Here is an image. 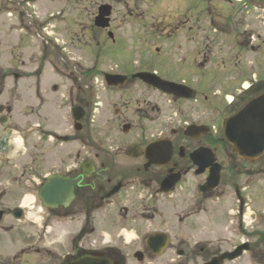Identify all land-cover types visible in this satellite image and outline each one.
Returning a JSON list of instances; mask_svg holds the SVG:
<instances>
[{
    "label": "rangeland",
    "instance_id": "1",
    "mask_svg": "<svg viewBox=\"0 0 264 264\" xmlns=\"http://www.w3.org/2000/svg\"><path fill=\"white\" fill-rule=\"evenodd\" d=\"M110 1L112 0H0V50L3 68L6 71L24 73V81L19 83L21 101L15 103L14 114L21 116L28 110L35 112L38 117L41 112V119L35 123L45 122L47 130L53 132L70 129L67 133L70 136L78 133L69 128L74 123L71 108L81 106L82 102L90 105V131L94 143L84 142L78 146L85 157L131 140L143 127L157 128L168 122L170 127L175 128L178 125L184 126L185 123L191 124L193 121L199 124L208 122L213 133L208 141L223 167L221 185L212 196L202 201L199 213L192 214L180 222L178 217L182 218L190 213L189 207L195 208L198 202V197L192 189L189 188L191 196L175 199L173 203L170 199L162 203L149 201L144 199L145 194L140 198L142 168L138 171V167L130 164L113 166L112 163H107V171L103 173L106 178L125 176L129 181L128 188L133 193L132 206L163 208L158 214L160 224L146 222L138 227L117 230L111 224L116 222L113 221L116 217L111 210H104L97 215L85 212L69 215L60 221L64 225L54 223L55 217L47 211L37 213L34 220L29 219L30 214L28 220L15 223L14 231L5 233L1 229L3 224H0V264H63L61 255L77 256L78 250L74 249L73 241L82 229L83 237L76 248H81L80 245L83 244L85 252L102 253L114 246L126 249L131 255L138 248L128 246L125 242L134 243L137 238L144 239L148 234L167 231L171 245L177 240H185L191 246L198 243L207 248L209 256L232 252L243 242H249L250 252L241 259L226 264H264V162H260L256 167L243 166L237 154L224 141L223 135V125L230 114L227 110L229 100L231 97L235 98L240 85L246 82L242 81L246 79L248 86L260 80L263 83L259 82L258 89L260 93L264 92V51L255 54L251 50H244L239 62H258L262 65L257 69H253L252 65L243 68L237 64L236 51L230 50L234 47L231 39H220L216 45L210 44L209 67L205 70L184 71L179 75V78H184L190 83L191 88L198 90L199 95L207 94L208 103L203 102L201 97L196 98L197 102H169L165 96L141 84L129 83L125 88L113 90L106 86L105 74L137 73L143 69L165 73L170 65L178 62L181 54L171 41L165 44V40L158 39L160 29L171 24L172 13L168 5H171L172 0H163L162 5L160 0H136L144 21H141L140 25L138 21L124 20L123 12L116 16V34L120 39L115 45L107 42L109 40L106 35H98V30L93 26V17L96 16L98 7ZM117 10L123 11V7L117 6ZM248 21L249 27L245 24L243 30L246 27L249 32L262 33V29L254 26L256 24L252 19ZM136 30L143 33L142 38L131 35V32ZM211 38L213 39V36ZM79 40L81 42H78ZM157 48L162 50L163 54H157ZM222 61L227 63L225 69L219 67ZM129 64H133L135 68L130 69ZM241 68L244 70H240ZM41 69H44V74L39 77L37 74ZM74 78L78 79L77 83L73 82ZM203 85H206L205 92ZM7 86L4 104L9 100L7 103L11 105L14 80H8ZM55 86H58V92L53 90ZM214 94L220 97L216 99ZM40 96L43 99H39ZM144 100L160 109L159 113L149 115L148 121H144L142 113ZM60 101L63 103L62 111L58 108ZM123 103L127 104L130 111L118 121L115 110H121ZM235 103L232 101V105ZM125 120L131 123L134 129L128 137L122 134V124ZM27 121H35V116L29 117L25 120ZM81 123L84 128L81 133L86 134V119ZM29 137L30 144L26 143L24 146V155L21 156L19 165L22 168L32 158L37 183L41 182L40 175L55 173L73 165L72 158L69 155L64 156L65 152L58 151V142L53 144L44 131L35 130L30 132ZM75 149L74 146L68 145L67 153L72 154ZM13 153L17 156L15 149ZM94 164L100 169L99 161H94ZM0 169L2 170L1 166ZM6 172L2 170L0 174V183L3 184L0 186V196L5 191L3 189L7 188L10 193L2 198L3 202H14L12 205H17L19 199L12 200L11 195L13 192L23 195L25 189L22 185L8 184ZM38 188L37 186L34 192L30 190L27 194L37 196ZM237 189L245 197L242 214L248 209L250 212L248 228L242 223L243 216L236 197ZM181 193L183 192L180 191ZM21 204L23 205V201ZM173 208H176L177 215L172 214ZM24 210L30 211L28 208ZM163 222H167V225H163ZM90 226L96 228V234H88L86 229ZM107 239L110 243L103 247L101 244ZM33 242L35 246L30 249V253L22 255V250L28 247V243ZM53 245L60 249L59 253L56 252L57 258H51L43 251V248L52 249ZM131 261L134 262L132 258ZM201 262L202 259H198L196 264Z\"/></svg>",
    "mask_w": 264,
    "mask_h": 264
},
{
    "label": "flooded vegetation",
    "instance_id": "2",
    "mask_svg": "<svg viewBox=\"0 0 264 264\" xmlns=\"http://www.w3.org/2000/svg\"><path fill=\"white\" fill-rule=\"evenodd\" d=\"M162 2L164 1L160 0V5H162ZM136 4V0H112L108 2V4L104 3L100 5L97 9L96 16L93 17L94 21L104 6L110 7V16L108 17V29L98 28L94 25L95 22L93 23L94 28L98 30V35H106L110 41L107 42L111 45H115L118 39H120L116 34L117 29L115 24L118 21L116 16L123 13L124 20L138 21L140 25H142L141 21H144L142 19V12L138 10ZM117 6H122L123 11H118ZM169 7L172 13L171 24L166 28L160 29L158 33L159 36H157L159 40H165V44L171 41L181 56H179L178 62L167 68L168 70L165 73H160L158 71L149 73L156 74L167 82L191 88L190 83L184 78H179V75L183 74L184 71L207 69L211 60L209 56L211 54V49L209 50L211 47L210 44L216 45L217 40L220 39L232 40L231 44L234 47H231L230 50L231 52L234 50L236 51L238 55V66L240 64L244 68L252 65L253 69H257L262 65L258 62L244 64L243 62H239V60H242L241 54L244 50H251V52L255 54L264 51V0H172L171 5H168V8ZM249 19L253 20L256 24L254 26H256L257 29H262L261 34L255 31H248L246 27H249L247 24ZM245 24L246 27L245 30H243ZM142 34V32L137 30L134 33L131 32V35L136 38H142ZM211 36H213V39ZM78 42L81 41L79 40ZM156 53L161 55L163 51L157 48ZM220 53L225 55L222 52ZM128 66L130 69L135 68L133 64H129ZM226 66V61L219 63L220 69H225ZM243 68L240 70H244ZM147 70L150 69H143L137 73L148 72ZM43 71L44 69L39 70L37 75H39V77L42 76V74H44ZM135 74L136 73L130 72L125 74L110 73V75L126 76L128 77V81L123 86L109 88L120 90L125 88L129 83L141 84L147 89L165 96L169 99V102H186L184 99L166 95L156 88L144 84L139 79H132V76ZM10 79H13L15 83L12 91L14 93L13 103H11V105L7 103L9 100L4 104V95L8 91L7 83ZM241 79H244L243 76ZM22 81H24V73L11 70L6 71V69L3 68L0 50V166L2 170L7 171L6 180L8 184L22 185L25 189L23 195L20 192H13V195H11L12 200L18 201L19 199L17 205H12L14 202L11 204L3 202L2 198L10 193H8L7 188L3 189L5 191H3L2 196H0V224H3L1 229L5 233L12 230L14 231V229H16L15 223L26 218L28 212L24 210L25 207L21 204L24 196H26L28 192H31L30 190L34 192L37 186L39 187L37 194H39L41 188L48 184L51 178L55 177L61 178L64 181L66 180L67 183H72V199L61 205L50 201L48 203L49 207L46 209L49 214L73 215L85 212L90 215L94 213L98 214L104 210H111L116 217L115 219H113L114 216L112 217L113 221L116 220V222L115 224L111 222V224H113V227H116L117 230L135 226L138 227L146 222L159 223L160 217L158 214L163 208L132 206L133 193L128 188L129 181L126 180L125 176L123 178H118L117 176L114 178H106L103 173L107 171L105 168L107 163H112L113 166H125L130 164L138 167V171L142 168L143 175L140 180L142 191L140 198L145 194L144 199H148L149 201L155 200V202L162 203L166 199H170L171 203H173L175 199L191 196L189 188L190 190L192 189L198 197V202L195 208L189 207V210H191L190 213L184 215L182 218L178 217L180 222L185 221V219L189 218L192 214L199 213L202 208V201L212 196L213 193L203 191L204 189L208 190L207 180L210 176L211 167H207L204 173L198 174L197 172L200 171V167L195 162V160H197L202 164L201 156L204 158V164H206L208 160L210 161V156L205 152V149L213 151L208 141L213 134L208 122L199 124L193 121L191 124L185 123L184 126L178 125L175 128L170 127L168 122H164L166 124H161L157 128L146 129L143 127L139 129V133L134 135L131 140L115 148L109 147L102 149L100 153H95L94 155L88 154V156L85 157L78 146L84 142H88L89 144L94 143L90 131V105L82 102L81 106H74L71 108V112L74 108H80L84 112L82 119L79 121V125H81L79 131L75 129V123L69 127L71 130L78 133L68 136L67 133L70 129H59L60 132L49 131L47 130L45 122L39 124L35 123L37 121L39 122L41 119V112H39L38 117L35 112H29L28 110L21 116L14 114L15 103L21 101L19 83ZM245 81L248 82L244 79L242 83ZM73 82L77 83L78 79L74 78ZM259 82L263 83L262 81ZM259 82H252V84L247 87L243 84L240 85V89L236 92L234 98L236 103L227 107L230 113L228 118L236 115L250 101L261 95L258 89V87H260ZM205 87L206 85H203V92L207 91ZM191 89L193 90V101L197 102L196 98L201 97L203 102H209V96L207 94L203 93L199 95L198 90ZM53 90L58 92V86H55ZM213 97L218 99L220 96L214 94ZM39 99L43 98L40 96ZM62 104V101H60L58 106L60 110L62 109ZM126 105V103H123L121 110H115L118 121H121L124 115L130 111L129 107ZM143 106L142 113H144V121H148L150 118L149 115L153 113L157 114V112L159 113L160 111L158 107L155 108L151 106L146 100H144ZM31 116H35V121L25 122V120H28ZM84 119H86V127L88 129L86 134L81 133L84 130L81 122ZM127 126H129V128L126 130ZM190 126L199 128L205 127V133L198 131L195 133L196 137L191 138L187 135L188 127ZM35 130L44 131L52 143L55 141L58 142L56 145L58 146L57 150L65 152L63 155H69L73 161L71 167H65L63 170H57L55 173L40 175V183H37L32 158L28 164L23 165L22 168H20L19 165L20 158L24 155L22 153V151L25 150L24 146L26 143L28 145L30 144V132H34ZM107 130H111V128H107ZM133 130L132 124L125 120L122 124V134L128 137L132 134ZM62 132L64 134H62ZM68 145H72L76 148L72 154L67 153ZM150 147L152 148L149 150ZM13 149L16 150L17 156L13 155ZM213 152L219 163L215 151ZM90 156L92 158H90ZM240 160L243 166L256 167L260 162H264V155L256 161ZM94 161L100 162V169L96 168ZM150 161L154 163L146 169ZM2 170L0 169V174ZM169 176H176L179 179V183L171 192L162 193V185ZM2 185L3 184L0 183V186ZM180 191L183 193L180 194ZM187 191H189L188 194ZM236 196L238 197L237 200L240 205V210L243 211L245 197L241 194L239 189L236 190ZM175 209L176 208H173V215L178 214ZM17 214L22 216L21 220L17 219ZM162 224L167 225V222H163ZM156 233L168 235L167 231H161L150 235L148 234L144 239L137 238L134 243L125 242L128 246L138 248L131 255L127 253L126 249L113 246L107 248L100 256L110 260L113 264H196L198 263V259H202L201 264H205L211 261L213 257L220 255L209 256L210 253L206 250V247H201L198 243L191 246L185 240H177L175 244L171 245V238L169 235L170 243L167 248L162 249L155 242L149 243V238ZM121 236L122 235H120V237ZM33 246H35V242L28 243V247L24 248L21 254L24 256L27 255V253L29 254ZM37 251L39 252V250ZM43 251L47 256L57 258L56 252L59 253L60 249L53 245L52 249L43 248ZM87 255L90 254H82L80 250V252L77 251V256L75 257L74 255L68 254V256L61 255V258L64 259L63 264H66L69 262V260H66L68 257L71 258L70 261H73ZM14 257L17 258L18 256ZM131 258L134 262L131 261Z\"/></svg>",
    "mask_w": 264,
    "mask_h": 264
},
{
    "label": "water",
    "instance_id": "3",
    "mask_svg": "<svg viewBox=\"0 0 264 264\" xmlns=\"http://www.w3.org/2000/svg\"><path fill=\"white\" fill-rule=\"evenodd\" d=\"M110 7L104 6L100 10V14L95 19V26L101 29L109 28ZM105 82L109 87L123 86L127 83L128 78L122 75H105ZM132 79H140L143 83L152 86L165 94L173 95L181 99H191L193 91L187 87L177 85L171 82L162 80L155 74L138 73L132 76ZM84 112L80 108L73 110V117L76 122L80 121ZM76 128L79 130L81 125L77 124ZM129 126L126 127V130ZM205 128H196L194 126L188 129L187 135L195 138V133L198 131L204 132ZM224 137L228 144L233 147L236 153L246 160L254 161L264 155V94L256 97L249 102L238 114L228 119L224 124ZM154 147V146H152ZM150 147L149 150L152 148ZM205 152L210 156V161L204 164L202 156V164L195 160L200 167L198 174L204 173L207 167H211L210 176L207 180L208 190H215L221 182V166L216 164V159L210 150L205 149ZM149 162L146 169L152 165ZM178 182L177 178L168 177L163 185L161 191L169 192ZM204 189L203 191H208ZM73 186L71 182H66L61 178H51L46 184L40 194L39 198L45 207H49V202L53 201L56 204H65L72 199ZM19 216V215H18ZM1 220V218H0ZM155 242L160 248L164 249L169 243L168 236L164 234H156L149 239V243ZM250 250L249 244H244L238 247L233 252L224 253L219 257L213 258L206 264H225V262H233L239 259L244 252ZM138 256V255H137ZM67 264H113L105 258L86 256L76 261Z\"/></svg>",
    "mask_w": 264,
    "mask_h": 264
},
{
    "label": "bare ground",
    "instance_id": "4",
    "mask_svg": "<svg viewBox=\"0 0 264 264\" xmlns=\"http://www.w3.org/2000/svg\"><path fill=\"white\" fill-rule=\"evenodd\" d=\"M33 201H34L33 198L27 197V198L25 199L23 205H24L25 207H26V206H29L30 204L33 203ZM31 216H33V215H31Z\"/></svg>",
    "mask_w": 264,
    "mask_h": 264
},
{
    "label": "trees",
    "instance_id": "5",
    "mask_svg": "<svg viewBox=\"0 0 264 264\" xmlns=\"http://www.w3.org/2000/svg\"><path fill=\"white\" fill-rule=\"evenodd\" d=\"M81 236H82V234L75 240V242H77L80 239Z\"/></svg>",
    "mask_w": 264,
    "mask_h": 264
}]
</instances>
